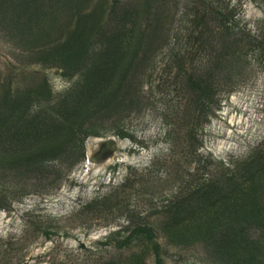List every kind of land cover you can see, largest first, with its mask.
<instances>
[{
    "label": "rangeland",
    "instance_id": "374dc122",
    "mask_svg": "<svg viewBox=\"0 0 264 264\" xmlns=\"http://www.w3.org/2000/svg\"><path fill=\"white\" fill-rule=\"evenodd\" d=\"M263 207L264 0H0V264H264Z\"/></svg>",
    "mask_w": 264,
    "mask_h": 264
},
{
    "label": "trees",
    "instance_id": "16d2710c",
    "mask_svg": "<svg viewBox=\"0 0 264 264\" xmlns=\"http://www.w3.org/2000/svg\"><path fill=\"white\" fill-rule=\"evenodd\" d=\"M192 136V135H191ZM218 189V185H215L214 183H207L201 186L196 187L192 192V198L193 200H195V202H200L205 195H210L213 194L214 192H216V190ZM262 199V197H261ZM192 200V199H191ZM264 208V207H263ZM262 208V209H263ZM182 211H189V212H199L201 211V209L198 208H194V207H189L186 208L182 203L178 202V200L176 201H170L169 204L164 205L163 208V212L164 214L167 216V221L162 224H160L159 226H141L139 227L140 232H145V233H151L153 236H157V232H168V230L174 226L175 223H177L174 219L176 215H180L179 213H181ZM174 217V219H172ZM158 253V252H157ZM158 256V255H156Z\"/></svg>",
    "mask_w": 264,
    "mask_h": 264
}]
</instances>
